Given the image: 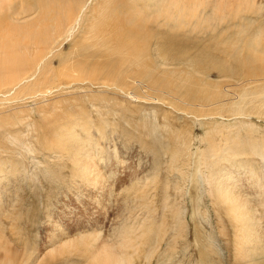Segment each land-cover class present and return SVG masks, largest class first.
Listing matches in <instances>:
<instances>
[{
  "label": "rangeland",
  "instance_id": "rangeland-1",
  "mask_svg": "<svg viewBox=\"0 0 264 264\" xmlns=\"http://www.w3.org/2000/svg\"><path fill=\"white\" fill-rule=\"evenodd\" d=\"M86 1L0 0L1 42L3 39L7 42L14 39L18 44H23V47H32L30 53L37 55L39 49L37 52L34 48H39L41 41L30 38V32L42 29L45 24H42L40 19L47 16L51 8L50 17L57 21V27L53 28L56 36L48 46L49 55L60 40L63 43L62 50L51 57L52 62L48 68L51 72L47 67L44 68L48 72L45 84L32 82L36 69L31 68L36 63L35 58L29 56L27 51L22 53V62L27 65L28 70L18 81L0 88V225L4 227L0 228L3 230L0 232V241H3V238L12 253L9 255L0 251L1 264H99L90 259V252L88 256L85 249L90 251L89 246H92L95 253L108 242L115 244L114 249L119 250L118 253L123 251L121 254H125L131 264H191L189 258H192V254L193 257L198 256L200 261L197 262L200 264H246L247 260H241L240 255H237L241 253L236 241L243 240V249L248 251L250 256L253 252L259 253L260 246H264V116L248 113V101L242 103L241 109L235 108L234 104L226 106L231 109L212 107L211 109H218L216 112L192 108L187 105L185 99H180L179 95V99H174L170 88L167 91L171 96L161 95L159 98L150 90L143 93L140 87L132 85L128 72L126 80L129 82H124L121 86H124L125 91H122L121 87L111 88L112 80L109 79H112L113 74L109 72L111 75L107 74L105 78L92 67L96 61L89 58L94 52L93 49L81 50L77 55L79 59L76 61L82 62L87 72H72L71 77L63 79L61 70L67 68L70 71V68L64 62L60 64L59 55L67 58L72 51L69 50L71 41H63L62 38L74 25ZM173 1L170 0L169 3ZM255 1L264 5V0ZM241 2L242 0H236L233 7L238 9ZM45 3H50L45 5L46 9ZM21 7L33 9L35 16L23 19V22L27 21L23 24L25 28L19 29L22 31L17 33L12 26L17 27V23H20L19 27L23 25L21 22H13L12 20L17 21V15L15 17L12 14H17ZM257 7L262 9L261 18L255 13H248L251 19L262 23L264 6ZM4 10L6 13H3ZM58 11L63 12L55 15ZM211 17L214 19L211 22L201 23L206 29L205 34L197 35L204 38L201 44L208 49L211 63L196 57L191 50L188 59L185 57L175 63L174 54L178 49L163 48L162 54L168 59V65L163 69L159 68V71L170 72L173 84L179 77L184 78V83L187 84L201 79L223 85L225 81L218 78L220 61L225 62L222 67L229 69L232 75L238 73L235 71V65L228 64L230 57L226 47L221 46H228L230 39L223 40L213 32L216 26L225 21L236 20L231 14H227L228 21L218 13H212ZM144 19L149 28L154 25L155 18L146 19L144 16ZM159 20L165 19L161 17ZM185 20L192 24L184 29L192 31L193 25L199 19L187 17ZM258 26L259 24L255 25L251 32L256 31ZM159 33H155L154 38L149 41L152 55L158 53L157 48L153 46L160 42L157 35ZM173 33L186 32L180 28ZM76 37L74 51L79 47H91V39ZM262 37L263 32L258 39L261 41ZM182 42L190 46L193 39L187 34ZM167 45L171 46L170 40ZM136 47L142 53L148 50V47L144 50H141V46ZM42 55L39 52L40 61L37 65L45 60L40 58ZM87 59L92 63H87ZM5 60L10 61L9 67L5 66ZM148 62L151 66L154 61ZM16 72L17 60L7 50L0 51V82H4ZM206 75L211 76V80L206 79ZM154 76H159L158 70ZM222 85L217 87V91L224 93ZM49 88L51 91H48ZM132 93L139 95L137 100L131 97ZM162 99H167L166 103ZM180 103L183 105L177 109ZM232 108L240 112L232 116V113H235ZM43 118L46 119L44 122ZM44 126H49V129ZM62 126L64 135L65 126L69 130L68 133L75 138L82 142L85 140L83 144L87 147L82 148L83 157L78 154L74 156L84 159L85 153L91 155L89 162L92 163L88 162L92 166V169L89 166L88 171L92 174L91 180H84L82 172L74 166L78 174L76 178L72 157H68L66 152H62V155L54 152L59 146L50 148L43 143L46 141L52 144L57 137L54 135L62 133ZM4 133H7L6 139L2 136ZM46 136H50V140L46 139ZM14 138H17V141ZM240 139L244 140V144ZM212 142L217 146L215 157L204 161L203 155L206 150L212 149ZM65 153L68 156L64 158L62 156H65ZM219 157L222 159L221 163L217 164V169L222 170L220 179L224 178L226 181L223 183L226 186L225 191L234 188L246 201L249 209L241 216H248L250 213L256 215L253 221L257 223L258 228L251 222L254 234L252 239L245 237L240 219H237L238 223L232 220L228 206L215 202V185L211 186L208 182L209 166ZM198 159L201 161L200 165ZM200 172L202 175H199ZM93 175L99 176V181ZM165 203L168 207H165ZM196 207L200 212L197 211L199 213L194 215L192 212ZM175 214L180 217H174ZM234 215L238 216L235 213ZM245 222L247 225V220ZM182 225L183 228L180 227ZM178 232L184 233L175 238ZM88 234L90 239L93 238V243L87 241L90 240ZM192 237H196L198 242L195 247L186 250ZM111 238L115 240L114 243ZM174 238L176 244L168 250ZM82 240L86 242L83 243ZM155 242L156 244H153ZM120 243L123 245H119ZM12 250L17 252V259L11 257L15 256ZM246 251H243L244 256ZM3 253L9 255V259L3 256ZM201 253L206 256V261H202ZM161 256L165 259L161 260ZM257 262L259 263L256 264H264L263 260Z\"/></svg>",
  "mask_w": 264,
  "mask_h": 264
},
{
  "label": "bare ground",
  "instance_id": "bare-ground-1",
  "mask_svg": "<svg viewBox=\"0 0 264 264\" xmlns=\"http://www.w3.org/2000/svg\"><path fill=\"white\" fill-rule=\"evenodd\" d=\"M169 1L170 0H87L85 5L81 9V13L78 16V18L76 19L74 25H72L67 30L66 35H65V36H67V38L65 36L62 38L63 41H66V40L71 41V49H69V50L72 51L67 58H63L62 54L59 55L60 64H62L64 62L70 68V71L67 68H64L61 70V75H63L62 76L63 79H66L67 77H71L72 72L77 73V74L79 72H84V71L87 72L84 69L82 62L76 61L77 59H79V57L77 55L80 52L85 51L87 49H93L94 52L89 56V58H92L96 61L93 60L94 62H93L92 67L94 66L93 67L94 70L97 71L100 75L104 76L105 78H106L107 74H109V72L113 74L112 79H109V80H112L113 87L111 85V88H119L122 86V84H124V82H129L126 80L127 79L126 78V72H128L130 75V78L132 80V85L134 87H140V89L143 93L145 92V90H150L153 93L157 94V96H159V98L161 97V95L171 96V94L167 91L170 88V91L174 93V95L172 96L174 99H176V100L179 98L182 100L185 99V101L188 102L187 103L188 106H190L192 108H196L197 110L209 109L211 111L215 110L216 112L218 110L217 108L216 109H211V108L212 107H218V108L224 107L225 108L228 104H231V105L234 104L235 108L238 107L239 109H241L242 103L245 101H248V102H250V105L248 103H246L248 106H250V108L248 110V106L246 105L248 113H250V114L251 113H259L260 115L264 116V108H263V106H264L263 105L264 104L263 103L264 102V21L262 23H259L257 20L251 19L249 16V13H251V14L255 13V14L259 15V18H261L263 15L262 9L259 10L260 8H258L257 6L263 7L264 5L262 6L261 4H258L255 0H242L240 7L238 9H235L233 7V2H235L236 0H205V1L174 0L172 3H169ZM110 2H112V3H110ZM45 5H50V3H45L44 8H45ZM17 9H19V8H17ZM20 9H21L20 11H17V12L15 11L17 14H12V15H15V17L17 15V17H16L17 21L12 20L13 22H21V24L23 25L24 23H27V21L23 22L24 21L23 19L27 20V18L30 19V18L35 16L33 9L24 8V7H21ZM248 11H249V13H248ZM1 12H2V9L0 8V14H1ZM11 12H12V9H11ZM50 12H51V8H50L49 14L40 19L42 21L41 23L45 24L42 27V29L30 32L31 33L30 38H32L34 40L41 41L40 47L34 48L37 52H38L37 49H39L40 54H43L40 58L45 59L44 61H42V63L40 65H37V63H39V61H40V59L38 58L39 52L37 55L31 54L30 50L32 49V47H23V44H18L14 39H12L11 41H8V42L5 41V39H3V42H1L2 40L0 41V51H2L4 49L7 50L17 60V72L14 73L13 76L7 77L4 82H0V88L9 86L11 83L18 81L20 76L25 71L28 70L27 65L22 62V60L24 59V57L22 56V53H25L27 51H28L29 56L35 58L34 63H36L35 66H32V68H31V69H36L35 73L32 75L34 77L32 82L37 83L39 85L45 84L47 82L48 72L44 68L47 67V69H48L50 67V64L52 62L51 57H53V55L55 53L61 51L63 48V46H62L63 43H61V40H60V42L57 44V47L49 55L50 51L48 50V46H49L50 42L52 41V39L54 38V36H56V34L53 31V28L57 27V21H55L53 17H50ZM62 12L63 11H58L57 13H55V15L62 14ZM3 13H6V10H4ZM212 13H218V15L223 17L225 20H227V14H231L237 22V23L236 22H230L227 20L228 22L225 21L224 23L216 26L213 29V32H215L223 40L230 39L228 41V46H226V44L221 45V46L226 47V52L228 53V55L230 57V59L228 60V64L235 65L236 66L235 71L238 73L237 74L233 73V75H232V73L229 71V69L222 67V65H225V62H222V61L219 62V68H221V69L218 70V73H219L218 78L225 81V84L223 83L224 93L221 90H220L221 92L217 91V87L219 85H217L213 81L205 82V81H202L200 79V80L192 81L189 84H187L186 82L184 83V78L178 77V80L173 84V82L170 80L171 79L170 78L171 77L170 72H166V70L159 71V68L163 69L165 66L168 65V63L166 61L167 58L165 59V57H164L165 55L163 56V54H162L163 48L165 47V48L172 49V48L176 47L178 49V52L176 54H174V55H176L175 56L176 58H174L175 63L182 61V59H184L185 57H186V59H188L189 50H191L193 52L192 54L195 55L196 57H201V58L205 59L207 62L211 63V59H210V56L208 53V49L206 48V46H203L201 44L204 42V38L199 37L197 35L198 34H205L206 29L201 23L205 22V21L211 22L212 20H214L211 17ZM12 15H10L11 18H12ZM48 16L50 17V19L47 18ZM144 16L146 19L155 18L154 25L151 28H149L146 25L147 23L144 19ZM4 17H6V15ZM161 17L164 18L165 20H159V18H161ZM187 17H193V18L199 19L193 25L192 31L191 30L188 31V30L184 29L185 27L192 24L191 22L185 20V18H187ZM244 17H245V19H244ZM46 21H48L47 24H46ZM19 24L20 23H17V27L12 26V27H15L14 30H17V33H20V31L24 30L23 28H25L24 25L19 27L20 26ZM257 24H259L257 30L252 33L251 30L252 29L254 30L253 27ZM21 28H22V30H19ZM164 28H166V29L163 31ZM180 28L182 30H184V32H186V33H184V34L183 33H179V34L173 33L174 31H176L177 29H180ZM160 31H163V32L159 33ZM262 32H263V37H262V40L260 41L258 38L262 34ZM155 33H159L157 35L160 38V42L156 46H153V47L157 48L158 53H155L152 55L150 53V47L151 46L149 45V41H151L154 38ZM187 34L189 36H191V39H193L192 45H190V46L184 45L182 42L183 38ZM76 36L84 38V39H91L92 40L91 47H85V46L79 47L76 51H74L75 46H76V40H77ZM161 40H163L164 42H162ZM169 40H170L171 46L167 45V41H169ZM136 45L143 47L141 50H144V48L146 49L148 47V50L144 53L139 52ZM71 58L73 60H71ZM80 60H82V59L80 58ZM148 61H154V62H152L151 63L152 65L150 64L151 66H149ZM86 62L89 64L92 63L90 59H87ZM4 64L6 67H9L10 61L5 60ZM76 69H78V70H76ZM156 70H158L159 76H154V73L156 72ZM109 75H111V74H109ZM206 79L211 80V76L206 75ZM228 80H230V82H228ZM90 86H92V85H90ZM220 86H219V88H220ZM123 87H121V90L125 91L123 89ZM212 88H213V91H212ZM90 90L92 91V89H90ZM48 91H51V89L49 88ZM178 95L180 96L179 98H178ZM58 97H57V99H60ZM131 97L133 99H136L139 97V95H135L132 93ZM163 100L164 99H162V101ZM166 100H164L165 103H166ZM183 101L181 103H183ZM229 101H230V103H229ZM231 101H233V102L235 101V102L233 103ZM158 102H159V100H158ZM181 103H180V105H178L177 109L179 108V106L183 105ZM174 105H176V103ZM261 105H263V106H261ZM226 108L231 109L230 107H226ZM187 112H188V110H187ZM239 112H240V110L235 109V113H232L233 115L230 114V116L231 115L236 116ZM220 113H218V114H220ZM67 117H70V116H67ZM241 117H242V115H241ZM51 118H52L51 120L53 121V117H51ZM67 119H68V121L72 120V118H71V120H69V118H67ZM45 120L46 119H44L42 121L44 122ZM55 120H54V123H56ZM59 121H58V124H59V126H61ZM46 122H45V124H46ZM72 122L73 121H71V123ZM50 123H51V121H50ZM51 124H53V123H51ZM69 124H70V122H69ZM53 125L55 126V124H53ZM53 125H52V127H53ZM59 126H58V128H59ZM65 126H64V128L66 129L65 135H64V129H62L63 128V126H62L61 127V129L63 130L62 133H60L59 135H54L57 137H55L56 139H54V142H52V144H50L51 142L47 143L46 141H44L43 143H46L47 146H49L50 148H55V147L59 146L54 151L57 153H61L59 155H62V152L68 153L69 156L65 153L66 155L64 154L65 156H62V157H64V158L66 156H68L70 158L72 157V162H74L73 163L74 165H72L73 170H75L74 172H76V174H77L76 169L81 171L82 172L81 175L83 176L84 180L85 179L89 180L91 175H92V174L91 175L89 174L90 172L88 173L89 169L90 168L92 169V166H90V164H88V162L91 160L90 159L91 155H87L85 153L87 156H85V154H84V159L81 158L82 160L79 159L80 157H77L76 155L74 156V154H78V156H80L82 153V148L87 147V146L85 147V145L83 144V142L85 140L82 142V140L75 138L73 135L68 133L69 130H67V128ZM44 127H47V126H44ZM2 136L4 137V139H6L8 137L7 133H4ZM47 136H46V139H48L52 135H50L48 138H47ZM14 139H16V141H17V138H14ZM48 140H50V138ZM230 140H231V138H230ZM240 141H241V139H240ZM243 141L244 140H242L241 142H243ZM230 143H231V141L229 142V144ZM211 144L213 145V142ZM243 144H244V142H243ZM159 146H161V145H159ZM92 147H93V145H92ZM216 147L213 145L211 147L212 149H209V151L208 150L205 151V154L203 155L204 161L205 160L207 161V159H209V158L215 157V151L217 150ZM177 150L179 152V149H177ZM176 153L177 152H175V154ZM229 153H231L230 150H229ZM245 153H247V152H245ZM81 156L83 157V155H81ZM174 156H176V155H174ZM229 156H231V155L229 154ZM235 156H236V154H235ZM238 156L240 157V155H238ZM221 159L222 158L219 157L218 160H216L215 162H213L209 166V168H210L209 181L207 180L208 182L211 183L210 184L211 186L215 185V196H216L215 202L219 203V205H220V202L226 204L228 206L229 211L232 213L231 214L232 220L233 221L236 220V222L238 223L237 219H240V222L243 225L245 237L252 239V238H254V234L252 232V223L251 222H253L255 225L257 224L253 221L254 220L253 218L256 215L254 214L255 216H253V215H250L251 213L250 214L247 213V215L249 214L248 216H245V215L241 216L242 213L247 212L249 209V208L247 209L246 201L243 200L240 197V195H238L239 193L238 194L236 193L237 190L236 189L234 190V188L227 189L225 191L226 186L223 183H225L226 181L224 178H223V180L220 179V177H221L220 175H222L221 174L222 170L217 169V164L221 163ZM62 160H64V159H62ZM197 161L200 165L201 161H199V159ZM89 163H92V161ZM91 165H93V164H91ZM74 166L76 167V169H74ZM89 166H90V168H89ZM199 175H202V173L200 172ZM77 176H78V174L76 175V178H77ZM93 177H94V175H93ZM94 178L98 179L99 176H96ZM78 179H80V178L78 177ZM99 179H98V181H99ZM205 179H206V177H205ZM205 185H206V183H205ZM208 187H209V185H208ZM211 188H213V187H211ZM211 192L213 193V189L211 190ZM211 192H210V194H211ZM165 207H168L166 203H165ZM250 208H252V207H250ZM193 210L194 211L192 213L194 215H196L197 213L200 212L199 208H197V207L194 208ZM223 210L225 211V207L223 208ZM197 211H199V212H197ZM250 211L252 212L251 209H250ZM179 212H181V211H179ZM234 213L238 214V216H235ZM252 213H254V212H252ZM0 215H1L0 217H2V214H0ZM229 216H230V214H229ZM250 216H252V217L250 218ZM174 217L178 218L180 216H179V214L178 215L175 214ZM194 218H196V217H194ZM250 219H252V221ZM245 220H247V225H246ZM2 226L0 228H4ZM175 227H178V226H175ZM180 227L183 228L184 226L182 225ZM256 227H257V225H256ZM237 228H239V227H237ZM1 231L3 232V230H0V232ZM182 233H184V232H178V234H177V236H175V238H178L179 235H181ZM89 235L90 234H88L87 236H89ZM195 235H197V234H195ZM87 236H85V237H87ZM101 236H102V234H101ZM98 238H100V236H98ZM175 238L173 239V243L169 246L170 249H168V250H171L174 247V245L176 244V243H174ZM88 239H90V236ZM92 239L93 238H91L90 240H87V239L86 240L92 242ZM147 239L148 238H146V240ZM0 240H1V237H0ZM2 240L3 241H0V251L1 252L5 251V253L6 252H7L6 254L9 253V255L12 254L11 252H9L11 249L9 247V245L5 244V241L3 238H2ZM106 240L108 241V239H106ZM111 240H112V238H111ZM190 240L191 241L189 242V245L187 246L186 250L195 247L196 246L195 243L197 244V242H198V239L196 237H192V238H190ZM114 241H113V243H114ZM144 241H145V237H144ZM259 241H261V240H259ZM84 242H86V241H83V243ZM176 242H177V240H176ZM237 242H238V244H237ZM108 243H106V244L103 243L104 245L99 249V251H97L95 253H93L94 250L92 251V246H89V249H91V250L89 251L86 248L85 249L86 254L88 256L90 254V257H91L90 259H93L96 263H99V264H129V263L131 264V262H128V260L125 258L126 255L121 254L123 251L122 252L120 251L121 253H118L119 250L116 251L114 249L115 244L113 245V244H108ZM122 243H120L119 245H123ZM141 243L143 245V241ZM242 243H244V242L241 239L236 241L237 247L240 249V253H241V254L238 253L237 255H240L241 260H244V261L247 260L246 264L247 263L248 264H256V263H259V262H257L258 260L264 261V246H260L259 253L255 254V252H253V253H251L252 256H250V253L248 251H246L245 249H243L244 245ZM87 244H88V242H87ZM94 244H95V242H94ZM153 244H156V242ZM75 245H77V244H75ZM96 246H97V244H96ZM79 247H80V245H79ZM125 248H126V246H125ZM83 249H82V251H83ZM132 250H134L133 247H132ZM152 250H153V248H152ZM242 250L246 251L245 256H244ZM12 252H14V251L12 250ZM80 252H81V250H80ZM88 252H90V253L88 254ZM124 252H126V251H124ZM166 252H165V254H166ZM5 253H3L4 254L3 256H5L7 259H9L10 256L6 255ZM83 253H84V251H83ZM14 255H15L14 257H13V255L11 257L17 259V252L16 251L14 252ZM197 257L198 256L193 257V254H192V258H189L190 263L191 264H200L199 262H197V260H198ZM245 257H246V259H245ZM201 258H202V261H204L206 259V256L203 253H201ZM87 259L89 260V257ZM162 259H163V256H161V260ZM164 259H165V257H164ZM237 259H239V258H237ZM198 261H200V260H198ZM86 262L88 263L87 260H86ZM91 263H89V264H91ZM205 263L206 262H203L202 264H205ZM0 264H1V261H0ZM176 264H179V263H176Z\"/></svg>",
  "mask_w": 264,
  "mask_h": 264
}]
</instances>
